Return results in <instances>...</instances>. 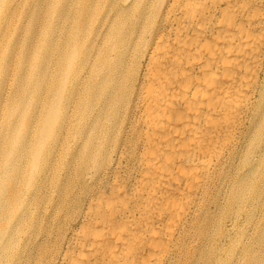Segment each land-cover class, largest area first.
Returning <instances> with one entry per match:
<instances>
[{"label": "bare ground", "instance_id": "bare-ground-1", "mask_svg": "<svg viewBox=\"0 0 264 264\" xmlns=\"http://www.w3.org/2000/svg\"><path fill=\"white\" fill-rule=\"evenodd\" d=\"M52 3L55 110L7 116L0 264H261L264 0ZM35 22L20 62L50 56Z\"/></svg>", "mask_w": 264, "mask_h": 264}, {"label": "rangeland", "instance_id": "rangeland-1", "mask_svg": "<svg viewBox=\"0 0 264 264\" xmlns=\"http://www.w3.org/2000/svg\"><path fill=\"white\" fill-rule=\"evenodd\" d=\"M52 1L48 0L44 5L42 0H0V7L9 8L8 14L0 11V85H2V92H14L21 90L23 99H17L12 109L7 105L8 100L4 99V95H0V144L3 135L7 134V116L13 118L18 115L21 124H23L22 133H25L26 125L38 123L42 126V119L44 115H50L55 110L54 101L56 96H53V89L55 84V50H53L52 37L55 36V28L53 25L54 11L52 10ZM32 16L31 19H29ZM36 18L35 29L37 43L38 34L42 32L45 25L48 26V33L41 38L43 44V51L49 52L50 56H37L30 60L26 59L20 62L24 49L22 47L21 38L24 34V29ZM28 24V25H27ZM34 49V46L31 50ZM53 50V51H52ZM33 51V50H32ZM6 58H9L6 62ZM48 60V68L44 73V78L37 75V70L40 68V63ZM19 79V83H18ZM27 82L29 84H27ZM41 85V90H37V86ZM19 89V90H18ZM32 89H35L34 95ZM0 90V91H1ZM27 91V95H26ZM43 94V95H42ZM42 95V98H41ZM31 97V98H30ZM6 104V105H4ZM39 117V120L36 119ZM4 120V122H2ZM18 125V126H19ZM16 132H21L20 130ZM255 219L253 218V221ZM255 222H253L254 224ZM238 239H240L238 237ZM239 253V247H236L232 258H236ZM232 262V260H231ZM223 264H227L224 261ZM261 264H264V257Z\"/></svg>", "mask_w": 264, "mask_h": 264}]
</instances>
